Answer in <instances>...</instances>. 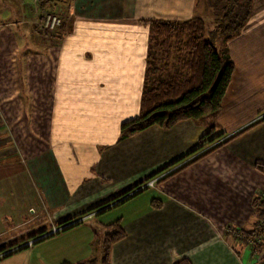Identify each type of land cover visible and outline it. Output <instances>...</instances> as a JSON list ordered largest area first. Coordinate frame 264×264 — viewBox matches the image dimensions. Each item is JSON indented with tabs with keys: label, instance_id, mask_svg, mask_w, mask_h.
<instances>
[{
	"label": "crops",
	"instance_id": "1",
	"mask_svg": "<svg viewBox=\"0 0 264 264\" xmlns=\"http://www.w3.org/2000/svg\"><path fill=\"white\" fill-rule=\"evenodd\" d=\"M30 1V16L0 18V234L20 226L18 231L30 235L74 221L164 167H177L155 185L100 213L97 209L91 218L44 238V245L21 249L0 264H73L99 257L97 240L108 217L120 218L125 231L110 247V264H172L182 258L191 264H264V236L247 242L232 231L253 228V198L264 196V119L259 118L264 7L256 14L264 0H254L247 25L226 43L234 70L221 110L211 120L212 134L205 136L207 119L188 118L120 140V124L139 112L149 51L141 20H185L203 15V7L198 0L95 1L88 14L128 19L133 26L136 21L146 30L135 39L137 46L143 40L138 57L130 50L118 62L115 48L122 45L102 35L110 25L97 24L101 36L93 47L71 39L82 26L76 24V0H60L70 6L67 25L49 36L36 25L46 11L38 0ZM42 121L47 141L36 132ZM41 209L45 214L38 221L47 227L29 228ZM67 241L74 245L64 247Z\"/></svg>",
	"mask_w": 264,
	"mask_h": 264
},
{
	"label": "trees",
	"instance_id": "2",
	"mask_svg": "<svg viewBox=\"0 0 264 264\" xmlns=\"http://www.w3.org/2000/svg\"><path fill=\"white\" fill-rule=\"evenodd\" d=\"M38 3L42 11L59 12L63 16L69 6H64L62 4L64 2L60 0H38ZM204 3L205 9L211 18L210 27L206 25L207 22L202 15H195L185 20L159 18L141 20L143 24L148 26L149 30V51L146 56V65L150 67L153 73L160 74L161 72V77L159 79L150 80L147 78L144 80L138 115L120 124L119 140L142 131L151 125L169 128L178 121L188 118L207 119L210 125L205 136H209L214 132L211 120L221 110V101L234 70V63L228 54L226 43L238 36L247 25L252 16L254 0H204ZM151 46L154 50H160L162 54L167 53L168 55V52H173L172 55L175 59L173 63L176 65L173 71L170 73L165 72V69L168 68L167 64H162L161 67L158 65L156 67L153 64L155 57L150 53ZM166 62L170 64V62ZM162 74L167 76L163 77ZM260 119H264V115ZM221 135H215L213 140ZM230 138L221 140L209 147L207 151L218 147ZM202 146L200 145L187 155L195 153ZM262 166L264 169V165ZM166 168L168 167H164L157 173L166 170ZM140 185L118 193L93 209L97 211V209L102 208L98 212L100 213L110 208V204L114 203L111 205L114 206L129 199L141 190L146 189H139ZM121 198L122 200H119ZM115 201L117 202L115 203ZM151 203L158 205V202L152 201ZM253 210V228L251 230H232L234 234L244 236L247 242L255 241L257 237L263 238L264 236L263 195H256L253 198ZM79 222L80 220L74 222L67 220L58 223L59 226L64 225V227L52 234L42 236L32 244L60 231L67 230ZM103 229L102 237L97 240L100 249L99 258L82 260L73 264H110V247L114 242L125 236V231L120 223V218L104 224ZM47 230L46 228L40 229L31 235H27L26 239L41 236ZM26 239L24 238V240ZM24 240L0 244V254L5 252L0 256V259L28 247L24 244L9 251L18 244H22ZM7 250L9 252H6ZM61 264L72 263L63 262ZM172 264L191 263L188 259L182 258Z\"/></svg>",
	"mask_w": 264,
	"mask_h": 264
},
{
	"label": "rangeland",
	"instance_id": "3",
	"mask_svg": "<svg viewBox=\"0 0 264 264\" xmlns=\"http://www.w3.org/2000/svg\"><path fill=\"white\" fill-rule=\"evenodd\" d=\"M95 1H97V0H76V6L78 7L76 24H80L81 23L80 25H82V26L80 27L78 33L77 32H73L74 35L71 37V39L73 41L74 40L76 41L77 39H79L83 43V45L88 43L89 45H91V47H93L95 45V43L100 41L99 37L101 36V35H99L101 33H98V31H97V29H98L97 28V24L104 23L106 25H110L109 26L110 29H109L108 32L103 33L102 35H106V39L109 38L113 42L119 43L118 46L122 45L121 48H115L116 51L118 52V56H117V58L119 59L118 62H120L122 60V58H124L127 54H129L130 50L134 51V52L132 51V53H134V57L135 58L138 57L137 54L141 50V47H142V44H143L142 43L143 40H142L141 43H138V46H137L135 39H139L140 35H141V39H142V33L143 32L145 33V31H146L143 28L142 23L138 24L136 21H134V26H133V24L128 19L116 18V20L110 21L106 16L103 17L102 15L101 16L98 15V16L95 17V16H93L91 14H88L87 11H92L91 9L95 8V4H96ZM198 2L200 4V6L203 7L204 14L202 16L207 22L206 25L208 27H210L211 18L209 16L208 12L206 11V9H204L205 8V3H204L203 0H198ZM71 6H72V3H71ZM259 6L264 7L263 4H260V3L257 4L256 14L259 11H260V13L263 11V10H258ZM31 9H32V3H31L30 0H0V18L1 19H7V18L18 19V18H21V17H23V18L24 17H28L31 14ZM67 13H68V10H66V14L64 16H63V14L61 15V13H57V14L60 15V23L57 24L52 31H54L57 27H63L65 24L67 25V20H66ZM42 15H44V13ZM261 15H262V13L259 14V16H261ZM40 18L41 17H37L36 21H39ZM143 25H144V27H147V29H148V26L146 24H143ZM62 30H65V29L62 28ZM51 32H41V31H39V33L44 34L46 36H49ZM148 33H149V30H148ZM102 38H104V37H102ZM132 39L134 40V42H133L134 46L131 45ZM147 40H148V37H147ZM139 42H140V40H139ZM152 46L150 48V53L155 57L153 64L156 67H157V65L161 67V60L164 61L165 60L164 56H165L166 59L168 60V62H170V64L167 63L168 68L165 71H167V73H170L171 71H173L172 70L173 69L172 68L173 67V65H172L173 64V62H172V58H173L172 52H168V55H167V53L166 54H162L160 50H154L152 48ZM82 49L85 50L86 48H82ZM93 49L96 50V48H93ZM137 64H138V62H137V60H135V65H134L135 71H137V69H138ZM145 68H146V70H145V73H144V77H143V80L141 81V83H142L141 91H142V86H143V82H144L145 79L148 78V79L152 80V79H155V78L159 79V77H161V72H160V74L153 73V72H151L150 67H148L147 65H145ZM162 76L164 77V76H167V75L166 74H162ZM140 96H141V92H140ZM263 115H264V113L261 114V116H259V118L262 117ZM43 116H44V112H43L42 118H43ZM43 124H44V122L42 121L41 127L36 129V132L40 136V139L42 138V139L47 141L48 140V134H47L46 127H44ZM214 144H216V143H214ZM24 145H25V143H24ZM193 158H194V156H192L189 159L191 160ZM188 161L189 160H187L186 162H188ZM180 165H181V163H180ZM176 167L177 166H174V167H172L170 169L168 168L167 170H165L163 172H160L159 174L156 173L157 175L156 174L153 175L151 178L158 177V179L156 180L154 185L158 181H160L162 178H164L167 174H169L171 171L175 170ZM151 178H148L147 180H149ZM119 200H122V198L119 199ZM116 202L117 201H115V203ZM113 204H110V205H113ZM124 205L123 206L122 205L121 206H117V207H122V208H120V210L118 212V216H120V212H122ZM117 207L116 206L115 207H111V209L108 210L106 213H104L103 216L108 215V213H110V212L116 211L118 209ZM0 210H2V209H0ZM3 211L4 210H2L1 212H3ZM37 212L38 213L42 212V213H39L37 215V217H34L33 224L29 225V228H34L35 224H38V226L40 228L47 227V222L46 221H41V220L38 221L40 219V217L43 214H45V212L42 209H41V211H37ZM96 212L97 211H95L93 209L90 213H88V214H86L84 216L83 220L87 219V218H91ZM31 214L35 215V212H33ZM100 216H102V215H100ZM35 218H37V219H35ZM109 220H113V219H109V217H108L106 219V221H103V222H109ZM53 226L58 227L59 225L57 223L56 224H52L50 229H48L45 233H43L41 236H37V237H35L33 239H32V237L26 239L27 235H29V234L28 233H26V234L22 233L24 231V229L21 230V231H18V229L21 228L20 226H19V228H13V229L11 228L10 231L8 229H7V231H6V229H4L6 232L4 230H1L2 234H0V244H2V243L6 244V243L18 242V241L20 242V240H24V238H25L26 240H24L22 242V244L21 243L18 244L17 246H15L14 248L10 249L9 251L14 250V249H16L19 246H23L25 243H28L29 245H27L28 247L24 248V250L28 249L31 245H33V246H36V245L40 246L41 245L42 246V245H44L46 240H41V241H38V242H36L34 244H30V243L34 242L35 240L39 239L40 237H42L44 235L52 234V232H50V231L52 230ZM98 237H99V235H98ZM66 243H67V245H63L64 247H71V246L74 245V244L69 245L70 242L68 243V241ZM9 251L7 250L6 252H9ZM4 253L5 252H3L2 254H4ZM2 254H0V256ZM94 256H95L94 258H99L98 257V253H96Z\"/></svg>",
	"mask_w": 264,
	"mask_h": 264
},
{
	"label": "built area",
	"instance_id": "4",
	"mask_svg": "<svg viewBox=\"0 0 264 264\" xmlns=\"http://www.w3.org/2000/svg\"><path fill=\"white\" fill-rule=\"evenodd\" d=\"M57 13H59V12H45L44 15L40 18V20L36 21V25L38 26V30L41 32H51L54 29V27L60 23V15ZM157 179H158V177H156V178L153 177L149 180H146L144 183H142L139 186V189L146 188L147 186L148 187L153 186ZM83 218L84 217H80L79 219H76L74 221L83 220ZM63 227H64V225L58 226V227L53 226L52 230L50 232L54 233ZM25 244L29 245L28 243H25ZM30 244H32V243H30Z\"/></svg>",
	"mask_w": 264,
	"mask_h": 264
},
{
	"label": "water",
	"instance_id": "5",
	"mask_svg": "<svg viewBox=\"0 0 264 264\" xmlns=\"http://www.w3.org/2000/svg\"><path fill=\"white\" fill-rule=\"evenodd\" d=\"M41 238V237H40Z\"/></svg>",
	"mask_w": 264,
	"mask_h": 264
}]
</instances>
